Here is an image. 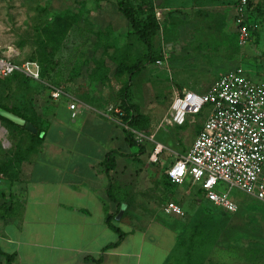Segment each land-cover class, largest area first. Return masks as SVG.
<instances>
[{"label":"rangeland","instance_id":"1","mask_svg":"<svg viewBox=\"0 0 264 264\" xmlns=\"http://www.w3.org/2000/svg\"><path fill=\"white\" fill-rule=\"evenodd\" d=\"M236 2L0 0V52L44 65L40 82L0 79V101L24 96L20 102L31 118L37 93L78 92L125 124L135 152L149 153L154 142L164 143L154 164L161 170L159 183L175 188L167 177L176 158L169 149L191 144L208 114L205 108L187 115L186 126L172 125L168 110L175 93L185 87L205 90L221 71L238 66L264 82V0H250L248 13L259 27L246 45L239 44L233 22ZM15 151L8 146L2 154ZM223 185L219 188L227 189ZM229 194L238 210L221 211L205 200L207 221L197 224L183 252H264V199L235 186Z\"/></svg>","mask_w":264,"mask_h":264},{"label":"crops","instance_id":"2","mask_svg":"<svg viewBox=\"0 0 264 264\" xmlns=\"http://www.w3.org/2000/svg\"><path fill=\"white\" fill-rule=\"evenodd\" d=\"M61 92L36 94L34 115L25 118L36 131L0 117V264L8 255L11 264H264V252H183L210 212L200 186L190 178L172 182L168 174L176 187L161 185L154 162L164 143L157 141L164 146L157 160V142L149 153L135 152L120 119L78 92ZM20 99L7 102L12 112L25 113ZM168 117L172 125L188 121H171V106ZM191 144L169 150L178 158ZM8 146L16 151L5 156ZM14 156L13 169H3ZM169 200L185 214L165 213Z\"/></svg>","mask_w":264,"mask_h":264},{"label":"built area","instance_id":"3","mask_svg":"<svg viewBox=\"0 0 264 264\" xmlns=\"http://www.w3.org/2000/svg\"><path fill=\"white\" fill-rule=\"evenodd\" d=\"M234 8L238 42L246 45L259 23L248 13L249 0H237ZM15 73L41 80L42 66L36 59L17 60L0 52V79ZM61 94L60 89L53 92L55 97ZM75 107L76 102L70 103V108ZM205 108L208 114L195 140L167 169L170 180L183 183L190 178L208 201L226 212L238 210L237 201L229 194L234 186L264 199V82L252 78L242 66L230 68L206 91L177 92L171 104V121L183 123L188 114ZM163 148L157 142L151 159L157 160ZM220 184L227 189H220ZM163 210L185 214L174 200L167 201Z\"/></svg>","mask_w":264,"mask_h":264},{"label":"trees","instance_id":"4","mask_svg":"<svg viewBox=\"0 0 264 264\" xmlns=\"http://www.w3.org/2000/svg\"><path fill=\"white\" fill-rule=\"evenodd\" d=\"M250 6H251V2H250V0H249V7H250ZM124 7H125V8H123V9H124V11L126 12V15L128 16V18H130L131 20H133V16H132V14H131L130 9H128L126 6H124ZM137 31H138V32L140 33V35H142V36H145V34H146L145 29H143V28L138 29ZM29 59H31V58H29ZM36 60H37V59H36ZM39 62H40V61H39ZM40 63H41V66H42V75H43V72H44V65L42 64V62H40ZM16 75H17V73L13 74L11 77H15ZM11 77H9V78H11ZM9 78H6V79H9ZM0 104H2V105H0L1 108H5V109H8V110H10V111H13V109H12V108H9V106H7V104H3V103H0ZM16 114H18L19 116H21V117H23V118H26L27 120L30 119L29 116H27V115H26L25 113H23V112H19V111L16 110ZM123 115H124V112H122V114H120V116H123ZM0 117H1L2 119L6 120V121H11V120H9L8 118L3 117V116H1V115H0ZM15 165H16V157L14 156V158L12 157V158H10L8 161L4 162V163L2 164V168L5 169V170H7V171H11ZM10 257H11V256L8 255V264H11V263H10Z\"/></svg>","mask_w":264,"mask_h":264},{"label":"water","instance_id":"5","mask_svg":"<svg viewBox=\"0 0 264 264\" xmlns=\"http://www.w3.org/2000/svg\"><path fill=\"white\" fill-rule=\"evenodd\" d=\"M0 115L8 118L9 120H11L17 124L26 126L29 130L36 131V128L32 124V122L27 121L25 118L19 116L18 114L14 113L8 109L0 107Z\"/></svg>","mask_w":264,"mask_h":264}]
</instances>
